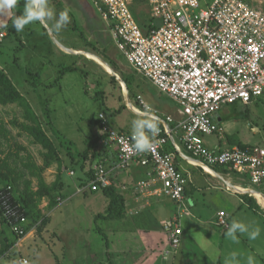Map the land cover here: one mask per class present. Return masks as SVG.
Returning <instances> with one entry per match:
<instances>
[{"label": "built area", "instance_id": "2783aa9c", "mask_svg": "<svg viewBox=\"0 0 264 264\" xmlns=\"http://www.w3.org/2000/svg\"><path fill=\"white\" fill-rule=\"evenodd\" d=\"M93 3L131 67L178 105L182 118L176 130L180 131L183 149L197 165L204 171L213 166L226 167L248 177L252 184L264 185L263 146L233 145L222 149L210 147L204 140L206 135L222 137L224 128L216 117L225 105L247 106L264 95V8L249 0H213L206 7L201 0H149L152 18L161 23L157 25L152 19L144 29L133 12V0H93ZM4 36L1 31L0 40ZM139 99L143 109L160 120L153 150L132 153L131 132L111 127L108 116L100 112L101 145L116 148L117 160L112 166L96 162L92 177L78 192L109 188L114 185L115 175L135 163L147 168V176L129 187L137 195L165 197L175 204L176 213L163 222L168 236L164 251L167 258L181 244V217L188 213L185 198L190 179L177 165V152L182 147L175 145L174 151L166 149L175 130L169 123L175 120L171 115L161 116ZM0 211L16 238L13 247L21 246L36 224L28 228L30 220L15 202L11 184L0 185ZM216 222L222 228L230 225L225 211L218 213ZM18 261L31 264L28 258L21 257Z\"/></svg>", "mask_w": 264, "mask_h": 264}, {"label": "rangeland", "instance_id": "374dc122", "mask_svg": "<svg viewBox=\"0 0 264 264\" xmlns=\"http://www.w3.org/2000/svg\"><path fill=\"white\" fill-rule=\"evenodd\" d=\"M212 1L201 0V3L203 7H206ZM251 1L257 6L264 8V0ZM50 6L57 13L63 10L69 11L71 23L59 34L49 32L39 23L28 25L23 32H18L21 39L20 43L12 34L7 37V29H1L6 36L0 40V43L3 42V44H0V53L2 54L0 66L7 70L20 91L30 100L34 109L42 118L41 112L43 107L41 103L42 99L40 98H43L42 102H46L47 108L52 112L51 115L55 120V128L62 136H65L66 139L75 143L73 145V151L75 153L84 151L87 137L97 131V126L93 123L91 124L90 119L92 117L97 118L100 111L107 113L112 125L118 129L122 128L125 131L131 132L130 122L136 116L127 107V95L122 90V84L120 83L123 80L122 82L125 84L124 79L129 77L128 79L132 82L130 86V99L135 104L137 103L135 95L149 86L147 84L148 81L128 64L114 42L107 23L99 15L93 0H50ZM23 7V4L19 5L18 3L13 11L17 15H20L23 12ZM132 8L139 23H146L147 26L152 19L157 25L161 23L159 19L152 18L153 15L149 0H133ZM9 23L11 22L9 21ZM145 27L144 29H146ZM80 34L84 37L79 36ZM57 43L59 45L62 43L65 46H73L76 48L83 47L84 49L93 51L94 54L88 52L86 53L88 57H85L83 54H78V56H64V53L61 51L62 49ZM84 43L87 48L84 46ZM19 44L26 46L24 49L21 48L19 51H15ZM51 49H56L57 53L53 52L50 54L49 51ZM98 53L99 55H97ZM95 60L110 71H112L115 64V68L117 66L118 69L115 71L121 81L119 82L117 77H115L116 81H114L112 78L113 75L108 73ZM106 61L112 63L113 66L110 64L112 69L106 64ZM65 63L67 65H77L80 67L79 71L68 72L58 82H55L60 68ZM28 69L36 72L35 74L37 76L39 75V92L32 85V82L36 81V75H30ZM38 82L36 85H38ZM48 85L50 86L48 87ZM237 107L239 110L237 113H232L233 107L229 105H225L220 110V113L223 115L227 112L231 113V117L227 120L230 122L227 123L224 121L226 122V131H223L222 135L233 141L231 146L238 145L237 143H248V145L252 144L264 147V95L254 103L247 106L239 104ZM246 107L248 110H246ZM23 114V109L17 104L5 106L0 104V116L8 123V127L12 129L13 135L18 142L28 147L39 163H42V147L12 123L14 119L23 120ZM45 128L58 144L49 128L46 126ZM213 136H216L217 139L220 137L218 134H214ZM62 151V157L64 159L66 157L65 161H69L63 170V180L67 182L68 180L72 181L77 178L78 184H82L86 177H81L77 174L80 170L81 161L75 163L77 165L75 167L78 169L74 168L73 165L70 166V158L67 157L66 151L63 148ZM78 160L81 159L79 158ZM91 164V161L84 163V169L81 170L84 173L80 172L84 175L88 174L89 176ZM210 170L208 167L207 171L214 173ZM71 171L75 174L70 175L69 172ZM57 174L58 170L55 168V171L51 173L50 177L55 178ZM69 175L74 178H69ZM48 176L49 174H47ZM232 176L234 175L232 174ZM235 176L247 180L250 187L264 194L263 184H252L248 177L243 175L236 174ZM117 188L121 194L130 191L131 193L128 192V196L130 197L135 192L131 187L130 189H128L129 187L123 189L122 186H118ZM62 191L65 197L62 198L58 195L60 197H58V203L68 197V194L70 195L76 192L75 184L70 183ZM263 194L262 200L264 201ZM165 200L169 204L168 207H171L172 204L173 206L175 205L170 199ZM110 201L111 197L104 195L102 191L90 192L87 195H73L70 200L55 209L49 206L48 200H45L40 210L44 216V220L47 219L46 215L51 211L48 229L56 228L57 232L46 230L48 222L42 224L41 226L43 227L40 230L34 228L33 235L28 239L33 242L29 243L28 246L30 252L26 253V246L22 250L20 248L21 246H15L16 248L14 247L12 252L9 250L3 255L0 254V264H19L18 259L24 257L23 254L28 259H31H29L31 264H58V262L59 264H89L90 262L92 264H97L98 262H102L103 264H118L116 261L119 257L121 258L120 264H134V261L144 256H153L150 264H165L160 256V245L164 243L161 245L163 249L166 243H168V237L163 229L164 220H162L161 214L152 215L153 212L149 208H144L145 206L143 204H137V208L133 209V211H141L137 214L140 219H143L145 210H148L147 212L150 211L151 225H153L152 227L154 229L157 227L156 229L159 231V237L157 238L159 245L150 243V246L147 247L140 241L135 243L134 237L130 232L131 224L129 225L128 223L132 220V218H129L132 215L131 212L128 213L129 208L127 207V211L125 209L123 218L121 217L119 220L114 217L115 215L108 213ZM213 202L211 201L210 203ZM205 203L208 204L206 210H210L212 204H209L207 201ZM215 205L218 208L228 209V212L234 210V208H231L229 205H224L219 200L215 201ZM261 209L264 210V205L261 206ZM176 211L177 208L174 207V214ZM234 212L235 216L233 218L235 220L244 222L248 226L253 225L252 219H255V217L250 210L244 208L234 210ZM145 214L147 215V213ZM6 232L9 235H13L8 228ZM13 237L15 236L13 235ZM13 240L16 241L14 238ZM28 240L27 243L29 242ZM250 242L256 246L259 243V248H261L262 246L260 244L264 243V229L261 231L258 239H250ZM2 246L3 242L0 240V249ZM39 249L40 252L36 255V251ZM120 249H122L121 252ZM110 258L111 262H109Z\"/></svg>", "mask_w": 264, "mask_h": 264}, {"label": "crops", "instance_id": "0c3cea01", "mask_svg": "<svg viewBox=\"0 0 264 264\" xmlns=\"http://www.w3.org/2000/svg\"><path fill=\"white\" fill-rule=\"evenodd\" d=\"M249 1L252 2L251 0ZM59 46L62 49L60 50L64 53L63 54L64 56H67V55L78 56V54L80 55L83 54L85 55V57H88L86 53L90 52L94 54L93 51L84 49L83 47L82 48H76L73 46L70 47V46L63 45L62 43ZM84 46L87 48L85 43H84ZM62 47L65 48L66 50L63 49ZM53 52L57 53L56 49H51L49 51L50 54ZM97 60L99 59L97 58ZM49 63H50V60H49ZM97 63L100 65L99 62ZM110 63L109 61L108 62L106 61V64H108L109 66H110ZM64 65H67V64L65 63ZM69 65H72V64H69ZM100 66L103 67L108 73L117 77L119 82L121 81L120 77L115 71V70H118L117 66L116 68L113 67V69L110 66L112 71L107 70L102 64ZM122 81L120 84H122L121 85L122 90H124L127 95V100H128L127 107H129L131 111H133V109L137 111L139 110L145 111L146 109H143V106L140 103L139 98H141L146 103V105H148L152 110H157L161 116L171 115L175 121L173 123H169V125L175 130L173 131L172 136L170 137V142L166 146V149L168 151H174L175 145L182 147L181 141H180V131L176 130V124L182 118V114L179 111L178 105L167 95L160 92L148 80H147L148 81L147 84L149 86L145 87L143 91L135 95L137 103L134 104L132 103L130 99V86L131 85L127 86V84L125 83L126 84L125 86V84ZM49 86L50 85H48V87ZM257 100L253 101L252 103L256 102ZM124 107H126V105H124ZM246 110H248L247 107H246ZM100 112H104L107 115L105 111H100ZM133 113L136 116V113L134 111ZM220 114L221 113L219 112V114L216 117V120H217V123L224 128V132H225L226 122L229 123L230 121L221 122ZM225 115L231 116V113L227 112ZM51 117L55 125V120L53 119L52 115ZM108 124L111 127L118 129L117 127L111 124L109 116H108ZM97 129H98L97 134L100 135L101 127H98ZM119 129L123 130L122 128H119ZM204 140L208 146L210 147L220 146L222 149L230 147L231 141H232L223 135L222 137H219V139H217L216 136H213V135L211 136L206 135L204 137ZM244 145H248V143L247 144L245 143ZM104 149L105 150L101 157V161H103L107 166H112L113 163H115L117 160V150L116 148H104ZM176 161H177L178 167H180V169L190 179L186 187V198H185V203L188 209L187 211L188 213L183 214L181 217V226L183 229V233H182V238H181V244L177 248V250L172 251L170 256L166 258L164 251L168 247V243H166L163 249L161 248V245H163L164 243H161L160 245V250H161L160 256H161V259L164 261V263L165 264H225V258L230 257L232 253H236L238 255L239 264H247L248 256H252L254 258V264H264V243L260 244V246H262L261 248H259V243L257 244V246L252 244L250 242V238L247 233L238 234V237H239L238 242H234L231 239H228L225 237V232L227 231V228H222L218 226L216 222L218 218V213L220 211H225L228 216V220L231 224L232 221L235 220L233 218L235 216L234 210H237V209L240 210V209L245 208V209L250 210L255 217V219H252L253 225L249 226V230L251 231L258 227L260 229V234H261V231H263L264 229V210L261 209L262 204L255 195V192H259V191L250 187L249 182L247 180L241 179L235 176L236 173H234L233 171H230V170L217 171V170H214L213 168H210V169L214 173H211L209 171H204L199 165H197V161H194V158L189 153H187L183 149V147L180 152H177ZM96 162L97 161H94V163L91 164V167H90L91 170ZM67 164H68V160L64 162L65 166ZM55 168L56 170H58V165H55V164L52 165L50 168L47 169L48 171L45 173L46 175L44 174L45 179L48 183L54 182L56 180L55 178H57V177L55 178L50 177L51 173L55 171ZM83 169L80 168L77 174L81 177L84 176L86 178H91V172L89 176L88 174H85V175L82 174L84 173L81 171ZM146 171H147V168H144L140 166L139 164L135 163L127 171L120 172L117 175H115L114 185H116L117 187L118 186L123 187V185H127L129 187L131 184H133L137 180L145 178L147 176ZM47 174H49L48 177H47ZM232 174L235 177L232 176ZM70 177L71 179L74 178L69 175V178ZM70 183L75 184L76 192H73L70 195L68 194V197L64 198L62 202L60 201L57 205L53 206L52 207L53 209H55L56 207H59L61 204H64L66 201L70 200L73 197V195H87L90 193L89 191H85L83 193L78 192V189L79 187H81V185L78 184L77 178L73 179L72 181H69V180L67 182L64 181L63 188H66ZM100 191H102L104 195H106L104 190H100ZM128 192L127 193L123 192V195L126 198V205L129 208L128 213L130 212L132 213V215L129 216V218H132V220H130L128 223L129 225L131 224L130 232L132 236L134 237L135 243L140 241L144 243L147 247L150 246V243L156 244L158 246L159 240L157 238L159 237L158 236L159 231H157L156 229L157 227L154 229L152 227L153 225H151V220H150L151 214L149 213L150 211L147 212L148 210H145L144 212L147 213V215L144 213L142 217L143 219H140L138 218L137 214H139L141 211L139 210L133 211V209L137 208V204L139 205L143 204L145 206L144 208H149L151 212H153L152 215L155 216L156 214L158 215L160 213L163 218L162 220H166L174 216L175 205L173 206L172 204L171 207H168L169 204L166 202L167 200H165L168 198H165V197H162V198L143 197L133 192H132L133 194H131L132 197H130L128 196ZM244 194H249L250 196L255 198L256 201L258 200L257 203L259 204L260 208L259 209L252 208L243 198ZM61 197L63 198L64 196H61ZM216 200L223 202L224 205H227V206L229 205L231 208H234V210L232 211L230 210L228 212V209H224L222 207L220 208L216 207L215 205ZM138 201H141V202H138ZM206 201L209 204H212V208L208 211L206 210L207 209L206 206H208V204L205 203ZM211 201H214V202L210 203ZM43 202H45V200ZM154 208H157V209L154 210ZM211 210L212 212H210ZM50 212L46 215L47 219H45L44 223H43V218L38 223H36V228L38 230H40V228L43 227L41 226L42 224H46L48 222L46 230L48 231L53 230L57 232L56 228H53L51 230L48 229V224L50 223V219H51ZM139 221L140 223H138ZM33 229L24 238L22 245L20 247L22 250L26 246L27 247L26 253L30 252L28 249L29 243H33L31 242V240H28L34 233ZM258 237L256 239H258ZM27 240L29 241L28 243H27ZM121 250L122 249H120V252ZM193 250H194V253H193ZM39 252H40V249L36 251V255ZM23 256H24L23 258H28L24 254ZM152 259H153V256H144L143 258H140L139 260L134 261V264H150ZM120 261H121V258L119 257L116 262L120 264ZM109 262H111V258L109 259ZM89 264H92V263L90 262ZM97 264H103V263L98 262ZM157 264H160V263H157Z\"/></svg>", "mask_w": 264, "mask_h": 264}, {"label": "trees", "instance_id": "16d2710c", "mask_svg": "<svg viewBox=\"0 0 264 264\" xmlns=\"http://www.w3.org/2000/svg\"><path fill=\"white\" fill-rule=\"evenodd\" d=\"M20 4L24 5V0L20 1L19 5ZM139 24L143 28L146 26V23ZM146 27H148V25ZM7 31V37L12 34L17 39V41L19 40L18 42L20 43L21 39L18 35V32L15 31V28L11 25V23H9ZM79 36H82V38L84 37L82 34ZM0 44H3V42ZM25 46H23V44H19L15 51H19L21 48L24 49ZM97 55H99V53ZM1 57L2 54L0 53V58ZM113 67H115V64ZM79 68L80 67L76 66L75 64L63 65L59 70V74L56 77L55 82H58L68 72L79 71ZM28 73L33 75L36 72L28 69ZM35 75L37 76V74ZM36 76V81L32 82V85L35 86L36 91L39 92L38 86L40 84V78L39 75L37 77ZM112 78L114 81H116L115 76H112ZM37 82L38 85H36ZM124 82L127 84V86L132 85V82H130L128 78H125ZM40 99L43 100L42 97ZM42 100L41 103L43 109L41 113L43 118L39 113L36 112L30 100L20 91L19 87L15 84L7 70L0 66V104L4 106L9 104H17L23 109V120L14 119L12 120V123L22 132L31 137L36 144H39L42 147V163H39L28 147L18 142L16 137L13 135L12 129L8 127V123L2 116H0V185H12L15 193V202L22 206L23 211L30 220V224L28 226L29 229L44 217L40 210L44 200H48L50 207H53L58 204L59 196L65 197V195L62 194V190L64 189V180L62 177L64 175L63 170L66 168L64 165L66 157L65 159L62 157V148L66 151L67 157L70 158L71 164L69 165H73V167L76 168L75 166L77 165H75V163L81 161V169L84 168V163L87 161H91V163H94V161H101V157L105 150L101 145L102 134H97V129L95 133H92L87 137L84 151H78L75 153L73 151V145L75 143L69 139H66L65 136H62L55 128L51 117V112L47 108V105L45 104L46 102H42ZM238 105V103L229 105L233 107L232 113H237L239 111L237 107ZM220 116L221 122L227 121L231 117L223 114H220ZM90 122L91 124L93 123L96 125L97 128L101 127L98 116L97 118L92 117ZM45 126L48 127L52 132L58 144L48 133ZM237 144L242 147L245 146L241 143ZM79 158L81 160H78ZM54 164L58 165L57 178L54 182L48 183L44 174L45 171ZM212 168L217 171L229 170L228 168L221 166H213ZM92 175L93 172L91 170V177ZM88 180V178H85L83 183L80 185H84ZM104 192L107 196L111 197L110 204L108 205V213L115 215L114 217L118 219L121 217L123 218L125 209L127 211V206H125V196L118 192L116 185H112L109 188L104 189ZM243 198L252 208H260L256 199L249 194H244ZM43 221L45 222L44 218ZM7 228L8 225L1 217L0 211V240L3 242V246L0 249L1 255L13 249L15 243L13 238L16 239L13 237V235H9L8 232H6ZM12 251L13 250L10 252Z\"/></svg>", "mask_w": 264, "mask_h": 264}, {"label": "clouds", "instance_id": "9594fccd", "mask_svg": "<svg viewBox=\"0 0 264 264\" xmlns=\"http://www.w3.org/2000/svg\"><path fill=\"white\" fill-rule=\"evenodd\" d=\"M19 0H0V29H7L9 21L16 32H23L25 27L39 23L49 32L59 34L71 23L69 11L63 10L59 13L50 6V0H24L23 12L17 15L13 10L17 7ZM136 118L130 122L131 148L135 154L149 153L153 150L156 138L160 132L159 117L150 110L137 111ZM247 233L250 239H256L260 235V229L249 230V226L239 220H233L225 232V237L238 242V234ZM207 253V252H206ZM225 264H239L238 255L232 253L225 258ZM247 264H254L252 256L247 257Z\"/></svg>", "mask_w": 264, "mask_h": 264}, {"label": "bare ground", "instance_id": "6f19581e", "mask_svg": "<svg viewBox=\"0 0 264 264\" xmlns=\"http://www.w3.org/2000/svg\"><path fill=\"white\" fill-rule=\"evenodd\" d=\"M211 171V170H210ZM255 195L257 197V199L262 203L264 204V201L262 200L263 196L260 192H255Z\"/></svg>", "mask_w": 264, "mask_h": 264}, {"label": "water", "instance_id": "95a60500", "mask_svg": "<svg viewBox=\"0 0 264 264\" xmlns=\"http://www.w3.org/2000/svg\"><path fill=\"white\" fill-rule=\"evenodd\" d=\"M54 37V36H53ZM57 41V40H56ZM104 62V61H103Z\"/></svg>", "mask_w": 264, "mask_h": 264}]
</instances>
